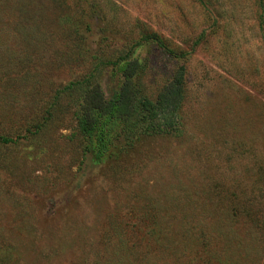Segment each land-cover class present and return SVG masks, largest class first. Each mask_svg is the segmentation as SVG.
Returning a JSON list of instances; mask_svg holds the SVG:
<instances>
[{
	"label": "rangeland",
	"instance_id": "1",
	"mask_svg": "<svg viewBox=\"0 0 264 264\" xmlns=\"http://www.w3.org/2000/svg\"><path fill=\"white\" fill-rule=\"evenodd\" d=\"M149 32L201 38L128 59L151 99L184 68L179 133L96 162L56 93ZM0 264H264V0H0Z\"/></svg>",
	"mask_w": 264,
	"mask_h": 264
},
{
	"label": "trees",
	"instance_id": "2",
	"mask_svg": "<svg viewBox=\"0 0 264 264\" xmlns=\"http://www.w3.org/2000/svg\"><path fill=\"white\" fill-rule=\"evenodd\" d=\"M66 21L62 20L63 23ZM200 39L193 43L190 51L177 52L170 49L157 34H143L139 42L118 60L105 63L121 73L118 91L110 99L105 98L93 72L58 90L56 98L63 95L75 97L73 116L77 134L85 142L84 153H92L94 160L101 162L115 153L125 152L142 138L178 134L185 98L184 68H176L161 85L156 97L151 99L144 94L140 83L141 64L128 59L141 43L155 44L170 57L185 59L193 53Z\"/></svg>",
	"mask_w": 264,
	"mask_h": 264
}]
</instances>
